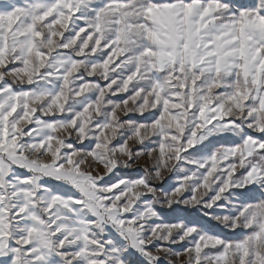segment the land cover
Segmentation results:
<instances>
[{"label": "snow or ice", "instance_id": "snow-or-ice-1", "mask_svg": "<svg viewBox=\"0 0 264 264\" xmlns=\"http://www.w3.org/2000/svg\"><path fill=\"white\" fill-rule=\"evenodd\" d=\"M0 264H264V0H0Z\"/></svg>", "mask_w": 264, "mask_h": 264}, {"label": "rangeland", "instance_id": "rangeland-1", "mask_svg": "<svg viewBox=\"0 0 264 264\" xmlns=\"http://www.w3.org/2000/svg\"><path fill=\"white\" fill-rule=\"evenodd\" d=\"M139 163H140V164H143V160H141ZM134 168H135V166H134ZM130 174L135 175V171H133V172L130 173Z\"/></svg>", "mask_w": 264, "mask_h": 264}]
</instances>
